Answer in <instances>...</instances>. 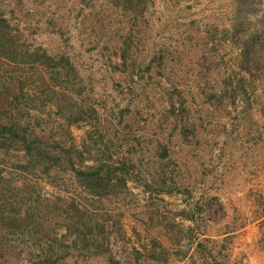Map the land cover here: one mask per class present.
<instances>
[{"label": "rangeland", "instance_id": "1", "mask_svg": "<svg viewBox=\"0 0 264 264\" xmlns=\"http://www.w3.org/2000/svg\"><path fill=\"white\" fill-rule=\"evenodd\" d=\"M250 2L0 0L23 62L0 46V122L126 182L98 200L67 164L24 171L0 151V264H264V0ZM36 51L68 59L61 85ZM71 204L96 241L63 237L87 231Z\"/></svg>", "mask_w": 264, "mask_h": 264}, {"label": "trees", "instance_id": "2", "mask_svg": "<svg viewBox=\"0 0 264 264\" xmlns=\"http://www.w3.org/2000/svg\"><path fill=\"white\" fill-rule=\"evenodd\" d=\"M250 1V3H252L256 8L260 7V4L256 2L257 0ZM257 12H259L258 9ZM260 16L264 21V12H260ZM243 17L245 19V16ZM255 35V31L246 33L247 37L250 36L253 39ZM14 44L15 43L12 41V39L8 40L6 35L3 32H0V46L3 47L2 49L4 51L8 50L7 52L10 53L12 61L18 64H23V62H18L16 61V58H14V56L18 54L14 49ZM248 44L249 41L245 38L243 41L244 53L245 49L248 48ZM29 56V60H31L32 65L37 64L42 68H50V74L55 76V78H52V80H54V87L63 83L60 79L67 78L70 69L73 71L72 65L68 63V59L63 56L55 59L51 56H48L44 52L39 54L37 51L36 53H31ZM23 91L22 84L19 87L17 86L16 96L14 97L17 99L24 97L25 95ZM11 149L18 150L23 153L24 164H22L20 167L24 171H28L30 168H32L36 171L40 170L42 173H49L55 167L61 166L63 163H65V165L67 164L68 170H70L72 173L77 185L80 186L86 194L91 195L98 200L108 195L114 194V186L116 183H119L122 187H125L126 185L124 175L122 176V174L117 173L118 170L123 171L124 167L120 169L113 168L109 164H102L101 162L98 163L97 161H94L92 165L89 166H76V163L73 160L74 158L71 154L72 149L61 147L58 142L47 144L37 134L34 132H29L27 126H24L17 121L5 123L0 122V151H8ZM79 157H81V153ZM80 161V163H84L82 162V158H80ZM68 206V208L63 209V212L67 213V210L68 212L73 211L77 217L76 226H78L80 223H83L87 231L82 232L81 234H77L76 231L72 232L74 223L70 224L69 222L64 226L65 233L63 234V237H67L70 240L72 239L71 241H75L79 238L84 242L96 241V235L92 233L93 230L90 226L92 219L87 218L88 220L86 221V218L84 219L83 214H79L78 205L71 204ZM51 208L55 211L61 210V208L59 209L58 207ZM1 214L2 218H0V222H6L5 224L13 225V222L11 221L13 217L9 216L8 214ZM74 216L75 215L72 216V219ZM9 220L10 222H8ZM13 221L15 222V220ZM21 221L24 222V219ZM56 251H59V249ZM63 255L68 256L70 254L68 251H65L63 252ZM60 256H62V254H60Z\"/></svg>", "mask_w": 264, "mask_h": 264}]
</instances>
